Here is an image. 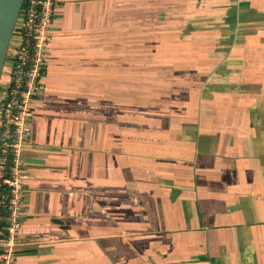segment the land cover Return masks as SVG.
Here are the masks:
<instances>
[{
	"label": "crops",
	"instance_id": "obj_1",
	"mask_svg": "<svg viewBox=\"0 0 264 264\" xmlns=\"http://www.w3.org/2000/svg\"><path fill=\"white\" fill-rule=\"evenodd\" d=\"M50 42L17 264H264V0H57Z\"/></svg>",
	"mask_w": 264,
	"mask_h": 264
},
{
	"label": "built area",
	"instance_id": "obj_2",
	"mask_svg": "<svg viewBox=\"0 0 264 264\" xmlns=\"http://www.w3.org/2000/svg\"><path fill=\"white\" fill-rule=\"evenodd\" d=\"M56 8L57 0H25L7 53L0 96V264H17L26 193L23 154L32 103L41 98L48 74Z\"/></svg>",
	"mask_w": 264,
	"mask_h": 264
},
{
	"label": "water",
	"instance_id": "obj_3",
	"mask_svg": "<svg viewBox=\"0 0 264 264\" xmlns=\"http://www.w3.org/2000/svg\"><path fill=\"white\" fill-rule=\"evenodd\" d=\"M25 0H0V87L14 30Z\"/></svg>",
	"mask_w": 264,
	"mask_h": 264
},
{
	"label": "rangeland",
	"instance_id": "obj_4",
	"mask_svg": "<svg viewBox=\"0 0 264 264\" xmlns=\"http://www.w3.org/2000/svg\"><path fill=\"white\" fill-rule=\"evenodd\" d=\"M5 75H6V73H5ZM5 84H6L5 77H4V74H3L2 82H1V87H0V96L1 95H4L3 89H4Z\"/></svg>",
	"mask_w": 264,
	"mask_h": 264
}]
</instances>
